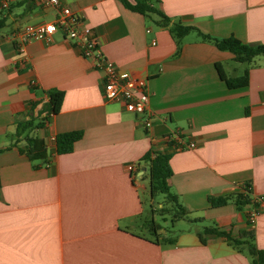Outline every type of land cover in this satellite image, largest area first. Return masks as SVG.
Listing matches in <instances>:
<instances>
[{
    "label": "crops",
    "instance_id": "obj_1",
    "mask_svg": "<svg viewBox=\"0 0 264 264\" xmlns=\"http://www.w3.org/2000/svg\"><path fill=\"white\" fill-rule=\"evenodd\" d=\"M8 1L9 9L0 6V264H252L225 238L203 243L198 233L212 226L235 239L254 233L264 249V207L209 204L243 192L246 183L254 201L264 200V57L240 63L196 31L178 44L170 29L181 23L216 39L261 45L264 0H153L168 25L120 0H62L119 71L148 80L150 129L145 116L105 100L102 71L61 32L51 44L31 42L24 64L14 33L54 21L57 11L42 0ZM217 64L229 78L247 70L248 86L229 89ZM236 64L246 65L243 74ZM50 90L63 91L64 100L32 131L47 147L46 159L32 161L19 150L25 135L19 140L17 127L46 116ZM75 131L82 138L73 152L56 155L52 139ZM178 134L196 147L177 150ZM155 152L170 155V192L188 212L171 231L157 214L167 205L165 214L175 216V207L156 205L144 161Z\"/></svg>",
    "mask_w": 264,
    "mask_h": 264
},
{
    "label": "trees",
    "instance_id": "obj_2",
    "mask_svg": "<svg viewBox=\"0 0 264 264\" xmlns=\"http://www.w3.org/2000/svg\"><path fill=\"white\" fill-rule=\"evenodd\" d=\"M122 4L132 12L139 13L144 16L157 15L161 18L162 22L166 25L169 24V18L159 9L155 7L153 0H120ZM10 8V6H9ZM8 8V9H9ZM4 20L0 21V28L3 27ZM171 33L180 44L181 40L190 34L192 31H196L203 40L211 41L221 51H229L235 54V60L240 63H252L256 57H264V44L251 46L245 44L234 37L226 39H216L210 35L202 33L198 28L194 26H186L178 23L171 27ZM217 70L222 81L226 83L229 89H235L240 87H246L249 83V72L246 70L240 77L229 78L220 64H217ZM65 93L59 90L48 91V102L45 106L46 116L35 123L34 121H28L25 123H19L17 127L16 137L25 135L24 147L20 148V152L28 156L32 161L38 159H46L47 147L43 141L39 140L35 136L31 135L32 131L36 128H41L45 125V122L49 121L52 116L60 112ZM82 138L81 131L63 133L56 136L55 139V151L56 155L68 154L73 152L74 145ZM170 155L160 152L150 153L144 161L148 165L149 177L151 181V191L153 195L161 193L165 195L166 201L175 207L174 219L187 218L188 212L179 203L177 197L170 192L169 178L172 176V170L169 164ZM48 161V159H47ZM46 161V162H47ZM244 191L222 197H211L209 204L212 207H222L229 202H234L238 209L250 205L256 201L252 198V191L250 184L246 183L243 186ZM149 227L153 234H157V224L150 220ZM200 240L205 243L207 239L213 237H223L226 241L240 252H246L251 258L252 264H264V249H259L255 243L254 233L244 234L241 239H235L231 233L221 230L217 226L206 227L202 232L198 233Z\"/></svg>",
    "mask_w": 264,
    "mask_h": 264
},
{
    "label": "built area",
    "instance_id": "obj_3",
    "mask_svg": "<svg viewBox=\"0 0 264 264\" xmlns=\"http://www.w3.org/2000/svg\"><path fill=\"white\" fill-rule=\"evenodd\" d=\"M46 5L53 7L57 11L54 21L40 25L26 24L19 28L13 35L16 41L18 53L23 63L28 62L26 54L27 46L33 41H43L51 44L54 35L61 32L65 38L72 41L80 55L87 59H93L95 66L103 73L104 98L108 102L123 103L125 108L136 115L145 116V126L150 129L152 120L149 114L150 90L148 80L142 77H134L119 71L117 66L110 61L101 51L99 41L93 30L84 24L83 20L74 13L62 0H42ZM0 6L8 9L10 2L0 0ZM155 45L156 43L153 42ZM55 137L52 141L55 142ZM176 149H194V143L187 142L181 135H176ZM135 165H131L129 170H134ZM261 207H264V200L257 199ZM257 213L249 215V223L254 226Z\"/></svg>",
    "mask_w": 264,
    "mask_h": 264
},
{
    "label": "rangeland",
    "instance_id": "obj_4",
    "mask_svg": "<svg viewBox=\"0 0 264 264\" xmlns=\"http://www.w3.org/2000/svg\"><path fill=\"white\" fill-rule=\"evenodd\" d=\"M246 65L245 64H236L234 67H238L239 69V74H243V70H244V67ZM23 137L20 136L18 139L21 140ZM164 198H165V195L161 194V193H157L155 195V203L156 205H158V203H168L167 201L163 202L164 201ZM149 202H150V197L149 196H146V200H145V203L147 204L148 206V210L150 209V206H149ZM169 206L164 205V209L163 210H160L159 212L161 214H164L163 216H166L168 219L167 220H164L163 219V216L162 215H159V213L157 214V221L160 223V225L163 226V228H165L166 230H170L172 229V222L174 220V214H165V213H168L170 210L168 209ZM150 212V210H149Z\"/></svg>",
    "mask_w": 264,
    "mask_h": 264
}]
</instances>
